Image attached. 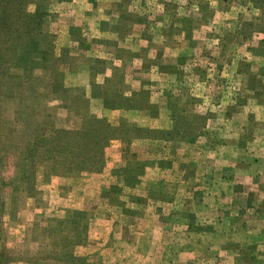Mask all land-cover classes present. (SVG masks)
Segmentation results:
<instances>
[{"label":"rangeland","instance_id":"1","mask_svg":"<svg viewBox=\"0 0 264 264\" xmlns=\"http://www.w3.org/2000/svg\"><path fill=\"white\" fill-rule=\"evenodd\" d=\"M8 1L0 264H264V0Z\"/></svg>","mask_w":264,"mask_h":264},{"label":"crops","instance_id":"2","mask_svg":"<svg viewBox=\"0 0 264 264\" xmlns=\"http://www.w3.org/2000/svg\"><path fill=\"white\" fill-rule=\"evenodd\" d=\"M87 5L88 0H77V7H79V3L82 5L84 4ZM79 17V16H78ZM77 17V18H78ZM248 192L249 191H254V192H249V194L254 193L255 198H257V192L258 189H256L254 186H250L247 188ZM245 188H243V195L245 196L246 193H248ZM223 194H221L222 196ZM257 203V200L255 199V201L249 202V209L246 211L245 215L242 214H237V220H238V225L239 228L237 230H241V226L243 225V229L247 230L246 231V236H250L253 239H258L257 241H263L264 242V230L262 229H258V222L264 227V222H262V218L261 216H259V212L255 209H257V206H255V204ZM219 212H220V208H219ZM249 212V213H248ZM219 226H225V222L222 220V217H219L217 220ZM220 229V228H219ZM219 232V231H218ZM255 243H257L256 241H254ZM236 256H238L239 254H235Z\"/></svg>","mask_w":264,"mask_h":264},{"label":"trees","instance_id":"3","mask_svg":"<svg viewBox=\"0 0 264 264\" xmlns=\"http://www.w3.org/2000/svg\"><path fill=\"white\" fill-rule=\"evenodd\" d=\"M6 9H8L9 11H7L3 16V20H5V25L3 26L2 31L9 33L12 30L10 25L11 17H16L15 10L10 7L8 0L0 1V14L3 15Z\"/></svg>","mask_w":264,"mask_h":264}]
</instances>
